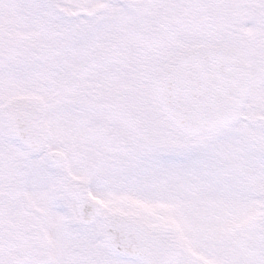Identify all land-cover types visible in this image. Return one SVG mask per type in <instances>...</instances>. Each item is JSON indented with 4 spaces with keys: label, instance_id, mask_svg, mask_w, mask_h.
I'll return each instance as SVG.
<instances>
[{
    "label": "snow or ice",
    "instance_id": "1",
    "mask_svg": "<svg viewBox=\"0 0 264 264\" xmlns=\"http://www.w3.org/2000/svg\"><path fill=\"white\" fill-rule=\"evenodd\" d=\"M0 264H264V0H0Z\"/></svg>",
    "mask_w": 264,
    "mask_h": 264
}]
</instances>
